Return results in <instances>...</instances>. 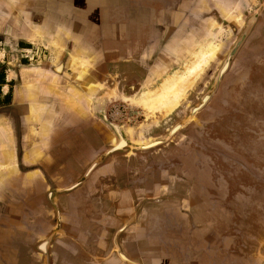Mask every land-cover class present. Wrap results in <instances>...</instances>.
Wrapping results in <instances>:
<instances>
[{"label": "crops", "instance_id": "0c3cea01", "mask_svg": "<svg viewBox=\"0 0 264 264\" xmlns=\"http://www.w3.org/2000/svg\"><path fill=\"white\" fill-rule=\"evenodd\" d=\"M240 3L0 0V264H264L263 179L243 186L261 243L241 257L236 212L158 175L150 150L108 153L118 136L102 113L109 91L156 87ZM35 43L46 57L21 60Z\"/></svg>", "mask_w": 264, "mask_h": 264}, {"label": "rangeland", "instance_id": "374dc122", "mask_svg": "<svg viewBox=\"0 0 264 264\" xmlns=\"http://www.w3.org/2000/svg\"><path fill=\"white\" fill-rule=\"evenodd\" d=\"M263 4L264 0H244L237 9V15L221 20L220 25L214 23L213 27L219 29L218 32H213V35L194 46V50L188 53V59L180 61L169 74L157 77L156 87L146 86L135 92H108V99L112 101L108 108L109 118L120 124L132 141L144 145L159 137H166L177 123L190 116L191 108L201 102L249 19L254 15L258 17L232 58L230 66L223 77L221 76L212 98L166 141L145 150L156 154L158 175L164 169L170 170L174 179L192 185L195 196L193 198L196 200L202 198V192L206 189L209 190L205 194H209L208 201L212 208L223 200L225 209L236 211L237 231L230 234V245L241 257L246 255L248 244L261 243V237L248 233L244 226L246 201L250 211L253 210L251 203L257 202L258 197L255 193L253 200H250V190L238 185L235 190L237 192L232 195L234 203L230 205L228 189L225 187L229 179L243 181L245 174L251 176L253 181L264 180V162H261V158L264 161ZM214 44L217 46L216 52L192 79L178 102L168 111L147 116V110L143 108L139 98L144 93L160 90V86L169 76L175 73L187 74V68L195 62V53L199 50L205 51ZM117 141L114 140L115 144ZM153 174L152 172L151 175ZM145 177H148L147 173L142 174V178ZM220 183L225 187L217 188ZM245 193L248 198H245ZM162 197L157 195L156 202L159 203ZM143 204L141 211L146 209ZM256 215L254 213L253 216ZM228 236H222V244Z\"/></svg>", "mask_w": 264, "mask_h": 264}, {"label": "bare ground", "instance_id": "6f19581e", "mask_svg": "<svg viewBox=\"0 0 264 264\" xmlns=\"http://www.w3.org/2000/svg\"><path fill=\"white\" fill-rule=\"evenodd\" d=\"M254 24V20H251V24H249L248 29L243 34L241 40L238 42L237 46L240 45V43L245 38L246 34L248 33L251 26ZM236 49V48H235ZM217 46L214 44L211 47H207L205 51H195V62L190 65V67L187 68V74H174L172 76H169L165 82L160 86V90L156 92H147L144 93L143 96L139 98V101L141 102L144 109H146V115L147 116H154L155 112H163L168 111L171 109L179 100L181 95L183 94L184 90L189 86L192 79L201 71L203 66L208 62V59L216 52ZM235 50H233V53ZM228 58L225 61L224 66L220 70V73L217 77V82H219L222 74L224 73V70L227 68L230 60ZM188 66V65H187ZM180 72V71H179ZM187 90V89H186ZM186 92V91H185ZM204 102H206L207 97H204ZM199 108H195L193 112ZM177 126L175 129H178ZM119 129V127H118ZM120 130V129H119ZM154 141H157V139L152 140L149 143L144 144L145 146L153 145ZM125 143V140L121 141V144ZM157 143V142H156ZM143 144V143H142Z\"/></svg>", "mask_w": 264, "mask_h": 264}, {"label": "water", "instance_id": "95a60500", "mask_svg": "<svg viewBox=\"0 0 264 264\" xmlns=\"http://www.w3.org/2000/svg\"><path fill=\"white\" fill-rule=\"evenodd\" d=\"M263 6H264V4L262 5V7H263ZM260 9H261V8H260ZM257 18H258V17H257L256 15H254V16H252V17L249 19V21H248V23H247V25H246V28L244 29V31L242 32V34L240 35V37H239L238 40L236 41L235 45H234V46L232 47V49L230 50L228 56H227L226 59H225V60H227L228 58H230V59H229L230 62H229V64H228L227 68L224 70V73H225V71L228 69V67L230 66L231 61H232V58L235 56V54L237 53L238 49L241 47V45H242L243 42L245 41L247 35L249 34V32H250V30H251V28H252L253 25H252L251 28L249 29L248 33L246 34L245 38H244L243 41L240 43V45L237 46V44H238V42L241 40L243 34H244V33L246 32V30L248 29L249 24H251V20H254V22H255ZM235 48H236V49H235ZM233 50H235V52H234L233 55H232ZM224 64H225V61H224L223 65H222V67L224 66ZM222 67H221V69H222ZM221 69H220V70H221ZM224 73L222 74V77H223ZM218 74H219V71H218L217 75H218ZM217 75H216V78H215V80H214V82H213L211 88H210V89H209V90L203 95V97H207L206 102H204V99H203V97H202L201 102H200L197 106H194V107L191 108V114H190V116L187 117V119H185L184 121H182V122H180V123H177V124L171 129V131L169 132V134H168L166 137H159V138H157V141H154V142H153L154 144H153V145H150V146H149V145H148V146H145V145H142V144L137 143L136 141H132V139L129 138V137L125 134V132H124L123 129H122V126H121L120 124H118V123L112 121V120L108 117L106 110L102 111L104 119H105V120L107 121V123H108V124L114 129V131L116 132V134H117V136H118V141H117V143L114 144V146L111 147V148L109 149L108 153H111V152H114V151H117V150H129L130 152H132V151H139V150H148V149H151V148H153V147L159 145L160 143H163L164 141H166V140H167L169 137H171L175 132H177L181 127H183L186 123H188V122L190 121V119L192 118V116L196 113V111H198V109H197V110L195 111V113H194L193 110H194L195 108H199V109H200L202 106H204V105H205V104H206V103L212 98L214 92L216 91V89H217V87H218V85H219V83H220V80L222 79V77H221V79L219 80V82H217V81H218V80H217ZM177 126H178L179 128H178V129H175ZM118 127H119L120 130L118 129ZM122 140H125V143H122V145H120ZM156 142H157V143H156Z\"/></svg>", "mask_w": 264, "mask_h": 264}, {"label": "flooded vegetation", "instance_id": "af4514ba", "mask_svg": "<svg viewBox=\"0 0 264 264\" xmlns=\"http://www.w3.org/2000/svg\"><path fill=\"white\" fill-rule=\"evenodd\" d=\"M260 31V30H259ZM260 32H262V31H260ZM262 35V34H261ZM263 37H264V35H263ZM260 39H262V38H260ZM263 40H264V38H263ZM31 46H32V44H31ZM30 46V47H31ZM42 46V48L44 49V50H46V53L48 52L47 50V47L46 46H44L43 44L41 45ZM30 47H27V48H30ZM27 48H21L20 50H18V51H15V52H17V55H18V57L21 59V60H27L28 62H37V61H39V60H37V61H30L29 60V58H27L26 56H25V49H27ZM0 51H4L5 53L7 52V50L5 49V45H3V44H1L0 43ZM15 52H13V53H15ZM7 54V53H6ZM4 57H6V55L4 54ZM46 57V56H45ZM44 57V58H45ZM44 58H41L40 60H42V59H44ZM117 92V91H116ZM126 92V91H125ZM117 93H119V92H117ZM263 148V147H262ZM261 162L263 163L264 161H263V159L261 158ZM241 176V175H240ZM244 179H243V181H242V179H239V180H237V179H229V181H228V185L231 183V185H232V187H233V191L235 190V185L238 187V185L240 186H244V183L246 182V183H248V181L249 180H252V177L251 176H249L248 174H245L244 176ZM250 177V178H249ZM253 181V180H252ZM221 184V183H220ZM227 186V185H226ZM206 187V186H205ZM204 187V188H205ZM228 189V188H227ZM205 191H209V190H203V194H204V192ZM203 194L201 195L202 197H203ZM231 211H234L233 209L231 210ZM236 212V211H235Z\"/></svg>", "mask_w": 264, "mask_h": 264}, {"label": "built area", "instance_id": "2783aa9c", "mask_svg": "<svg viewBox=\"0 0 264 264\" xmlns=\"http://www.w3.org/2000/svg\"><path fill=\"white\" fill-rule=\"evenodd\" d=\"M25 56L29 58L30 61H37L46 56V50L42 48L39 44H32L30 48L25 49Z\"/></svg>", "mask_w": 264, "mask_h": 264}]
</instances>
